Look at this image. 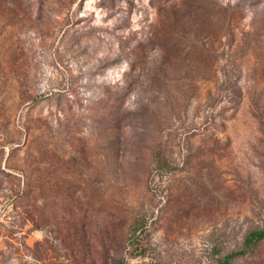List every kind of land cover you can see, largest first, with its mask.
Returning a JSON list of instances; mask_svg holds the SVG:
<instances>
[{"label":"rangeland","instance_id":"rangeland-1","mask_svg":"<svg viewBox=\"0 0 264 264\" xmlns=\"http://www.w3.org/2000/svg\"><path fill=\"white\" fill-rule=\"evenodd\" d=\"M254 230L264 0H0V264H264Z\"/></svg>","mask_w":264,"mask_h":264},{"label":"trees","instance_id":"trees-1","mask_svg":"<svg viewBox=\"0 0 264 264\" xmlns=\"http://www.w3.org/2000/svg\"><path fill=\"white\" fill-rule=\"evenodd\" d=\"M264 238V230H254L249 233L246 239V246L251 245L252 243H257L259 240ZM245 251H240L235 254H243Z\"/></svg>","mask_w":264,"mask_h":264}]
</instances>
